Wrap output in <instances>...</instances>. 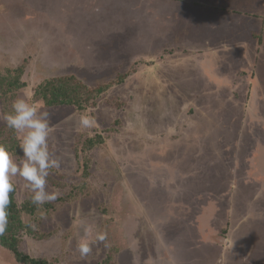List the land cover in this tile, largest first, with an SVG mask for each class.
<instances>
[{
    "label": "rangeland",
    "instance_id": "374dc122",
    "mask_svg": "<svg viewBox=\"0 0 264 264\" xmlns=\"http://www.w3.org/2000/svg\"><path fill=\"white\" fill-rule=\"evenodd\" d=\"M61 1L0 0V135L19 142L2 117L30 98L61 161L47 178L61 195L25 217L37 227L20 250L51 264H264V0H186L210 28L185 42L163 0ZM63 75L101 91L49 107L35 90ZM84 112L97 126L79 132ZM81 222L108 235L83 259ZM0 264L28 263L0 244Z\"/></svg>",
    "mask_w": 264,
    "mask_h": 264
},
{
    "label": "clouds",
    "instance_id": "9594fccd",
    "mask_svg": "<svg viewBox=\"0 0 264 264\" xmlns=\"http://www.w3.org/2000/svg\"><path fill=\"white\" fill-rule=\"evenodd\" d=\"M11 109L2 119L6 126L17 134L23 159L17 162L7 145L0 143V236H3L8 228V208L12 202L10 194L15 191L17 176L26 182L29 199L37 208L56 201L61 195L59 191L47 190V178L51 170L61 167V161L49 150V138L53 132L50 112L43 104L37 105L25 97L13 100ZM78 124L79 132L97 126L95 117L87 112L80 114ZM31 226L34 229L37 227L35 224ZM79 227L82 228L83 236L78 241L77 250L83 259L92 253L93 245L105 243L108 235L107 232L99 231L93 236V227L86 222H81Z\"/></svg>",
    "mask_w": 264,
    "mask_h": 264
},
{
    "label": "trees",
    "instance_id": "16d2710c",
    "mask_svg": "<svg viewBox=\"0 0 264 264\" xmlns=\"http://www.w3.org/2000/svg\"><path fill=\"white\" fill-rule=\"evenodd\" d=\"M181 1L182 4H179L181 8H177V14L174 16V20L176 16H182L187 11L189 12V10H192L193 15V21L191 23H187L186 28L184 26L180 27L184 30V35L180 36L181 40L184 41V38L188 39L189 37H194V35L192 34H194L195 32H197L195 33L197 36L199 34L208 36L210 26L208 17L204 13V11H202L201 9L194 10L186 0V2L183 0ZM202 7L206 9V7L208 6H200V8ZM178 19H180V17H176L177 21ZM194 27H196V30L194 29ZM188 28L190 29L187 30ZM214 28L215 25L212 26L211 29ZM222 29L224 28L222 27ZM1 79H5V76L0 75V80ZM8 85V89H16L20 86H23L24 83L20 82L19 79H16L13 82L9 81ZM82 88L87 89V91L89 92L101 91V89L94 90L87 88L80 80L76 79L74 75H63L59 77H52L42 82L35 90V95L37 98L44 100L46 105L49 107H63L67 105H77L78 107H84V105H86L85 103L89 101V98L87 97L82 99L79 96V90H81ZM0 143L6 144L10 153L14 155H16L15 152L17 153L20 150L18 146L19 142L13 139L12 136H5L3 138L0 135ZM16 193L17 185L15 184V191L10 194V199L12 202L8 208V228L6 233L3 236H0V244L9 248L15 254L16 258L21 262L28 264H51L46 259L33 258L20 250V243L23 234L32 233L33 231H35L31 226V221H26L25 217H36L38 213L43 209V207H50L51 205L49 203H46L41 208H37V206L32 204L29 196L25 200L20 202L16 196ZM211 239L219 245H224L227 241L226 238L220 234H212Z\"/></svg>",
    "mask_w": 264,
    "mask_h": 264
},
{
    "label": "crops",
    "instance_id": "0c3cea01",
    "mask_svg": "<svg viewBox=\"0 0 264 264\" xmlns=\"http://www.w3.org/2000/svg\"><path fill=\"white\" fill-rule=\"evenodd\" d=\"M40 1V0H39ZM45 1H48V0H45ZM88 1V5H92V3L91 2H89V1H95V0H87ZM86 0H74V2H78L79 4H83L84 2H87ZM106 1L107 0H105V2H104V5L106 6ZM129 2H131L130 0H128ZM41 2H42V0H41ZM56 2H62L61 0H49V3L51 4V3H53V8H52V11L53 12H59V11H62V9H59V5L56 3ZM163 2H164V5H163V7H165L164 9H163V13H164V15H167L168 17H171V18H173L174 19V16L177 14V7H176V5H177V2L176 1H174L173 0V2H172V0H163ZM134 3L136 4V2H135V0H134ZM78 4V5H79ZM139 4H140V2H138L136 5V7L137 8H139ZM98 12V11H97ZM85 13H90L89 15L88 14H86L85 16H84V14ZM83 15H82V17L80 18L81 20H83V21H85V20H90L89 19V17L90 16H95V17H98L94 12H93V9H89L87 12H85ZM157 10L154 8V11H153V18L152 19H154V21L152 20V22H153V24L155 25V23L158 21V19H157ZM70 16H72V15H70ZM84 16V17H83ZM176 17H180V19H178V21L176 20ZM175 17V20H174V23L176 24L175 25V27H177V28H179V27H182V26H184L185 28L187 27L186 25H187V23H191L192 21H193V15H192V10H190L189 12L187 11L186 13H184L182 16H176ZM85 19V20H84ZM209 20V19H208ZM207 20V21H208ZM208 22H210V20L208 21ZM188 26H190V25H188ZM190 28H188L187 30H189ZM186 30V31H187ZM185 31V32H186Z\"/></svg>",
    "mask_w": 264,
    "mask_h": 264
}]
</instances>
